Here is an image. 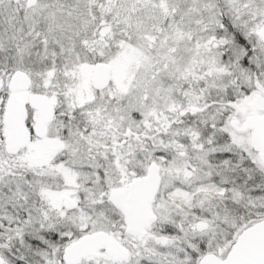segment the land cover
Listing matches in <instances>:
<instances>
[{
	"label": "snow or ice",
	"instance_id": "snow-or-ice-1",
	"mask_svg": "<svg viewBox=\"0 0 264 264\" xmlns=\"http://www.w3.org/2000/svg\"><path fill=\"white\" fill-rule=\"evenodd\" d=\"M0 264H264V0H0Z\"/></svg>",
	"mask_w": 264,
	"mask_h": 264
}]
</instances>
